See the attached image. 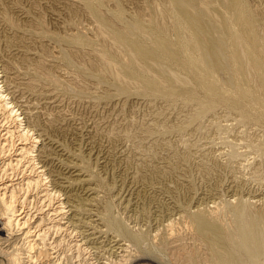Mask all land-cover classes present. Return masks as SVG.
Returning a JSON list of instances; mask_svg holds the SVG:
<instances>
[{
    "label": "rangeland",
    "instance_id": "rangeland-1",
    "mask_svg": "<svg viewBox=\"0 0 264 264\" xmlns=\"http://www.w3.org/2000/svg\"><path fill=\"white\" fill-rule=\"evenodd\" d=\"M47 1H49V2H47ZM68 1L66 2V0L65 1H63V0H46V2H45L44 0H2V1L0 0V7H1L0 8V14H1L0 15L1 16L0 17V22H1L0 23V30H1L0 31V41L2 40L0 42L1 43L0 48L3 47L0 50V56H1L0 59L2 58L1 59L2 61H0V74H1L0 80L2 79V74L4 72V69H2V68H4L3 64L5 62L7 63L6 58H8V59L10 58L11 60L14 59L13 61L16 62V64L14 63V65H16V66H14V67L12 66V69L11 68L10 69L14 70L17 68L19 70V73H21L20 71H22V73H21L22 77H23V74L25 75L22 78L21 75L18 74L17 69L11 72V76L15 72H17V74L19 75V76H17L16 73L14 74L15 75V77H14L15 82L14 83L19 85V88H18L19 91H16L17 96H19V93H22V94L24 93L23 97L19 96L20 99L22 100V102L24 101V103L25 102L28 103L31 101V104H32L33 98H34L33 103L37 104V106L39 107V109H37V110L39 111L40 120L41 121L43 120V122L44 121L47 122L48 121L47 119H49V120H52V123L53 122L55 123V124L54 123L52 124V127L55 126L52 129L51 128L49 129V127H47L46 125L42 126L41 128H44V129L51 131V132L48 131L50 133L49 134L46 130H44L45 133H47L49 136L52 134H56V135H52L50 137H52L54 139L56 138V140H59L60 143L62 142L61 140H63V142L65 141L64 142L65 144L62 143V145L65 148H68V150L70 147H72L70 150H75V151L83 153V156L81 154L82 160L80 162L83 163V161L85 159L87 162L84 161L83 164L89 163V164H86L85 166H86V168H89L90 171L95 172V173H93L94 174L93 175V179H94L93 182H94V184L97 182L96 186L98 185L97 187L100 188L99 195L101 194L103 196L100 195L102 198L99 196L96 199L92 200L95 203L90 200L92 203H94V204H92L89 201V197L83 193V187L78 186V188L75 191L78 194L77 197H79V199L77 198L76 201H77V203H79V205L81 204V201H82V204L83 203H85V204H83V205L81 204L82 206L80 205L79 212L82 214H80V213L79 214L81 216L78 213L76 215V216L80 217L81 219L75 218V219H73V222L70 223L71 212L68 211L66 207H65L66 209L61 210V213H59L60 210L54 211V209L52 207V205L54 204L53 201H55L56 204L61 202V201L65 202V200H66L65 194H63L62 190L60 191V189H59L60 192H58L57 195H55V196L54 195L49 196V194H47L45 192V190H40V188H38V189L33 188V189H30V191H29V188L25 185V189H26V187L28 189L25 190L23 188L24 190L21 189V192L20 191L18 192V196L20 195L19 198L21 197L20 198L21 203H19V206L22 208L21 210L24 211L23 214L27 213V215L29 217L28 219L30 220L29 221L30 223L28 224V226H25L23 228V230L24 231L27 230L31 225V229L37 228L39 231L45 230V231H47V233L49 232L47 234V236H48L47 240L50 244L47 243L48 249H45V250H44V248L42 249L43 243L42 244L40 243L39 246H42V247L36 246L32 250V248H30L28 246H29V243L33 242V241L29 242V240L27 239L26 236L24 239L22 236L23 234L21 235L22 236L21 239H20V237L17 239L16 235H14V236L11 235L12 238H10V241H12V242L7 241L6 244L3 243L4 239H0V242H2L0 244V248L4 247V249L2 248V251L0 250V264H10V263H8L9 262L8 258H7L8 256H6V254H4V253L8 252V253H18L19 254L24 249L25 250L22 253H24L25 255L29 254V256H27V255L26 256L30 257L27 259V257L24 254H22V253L20 254L21 258L23 259V262L25 264H28V263L32 264L33 262L39 263V264L43 263L46 261V260L45 261L43 260L44 256H46V258L49 262V263L45 262V264H50L51 262H52L51 264H63V263L64 264H70V263L71 264H99V263L100 264H104V263H106V264H112V263L113 264H121V263L122 264H127V263L128 264H137L136 262H138V264H139V262H141L140 264H167V263L168 264H220L217 260H215L214 258L212 259V257L210 256L211 254H210V251L206 245V242L201 238V236L197 233V231H195L196 229L193 226L192 219L188 213L190 210L193 211L199 207L204 209V207H205V209H206L205 212L208 211L206 213H210V212H212V210H214L215 213L213 211L212 214L213 213H214V215L216 214V216H218L220 221L223 220L222 222H224V223L230 222L234 218L233 213L230 210L228 211L227 208H225V206H226L225 204H228L230 201L231 202H235V201L237 202V199L239 200V199H246V198H247L246 200H248V201H253L254 203H256V202L258 203V204H256L257 207L255 205L252 206L254 209L259 208V210L264 211V209H262V208H264V121H263L264 120V117H263L264 114H263V112L258 110L256 112V114L258 113L257 116H256V114H254L255 112L254 113L251 112L254 117L258 118V120H257V118L246 117L243 114L244 112L239 111L238 109H234L233 107H231L227 103L223 102V103H219L218 105H216V107H214L213 110H210L204 114H201V112H199L200 104L196 99L189 100L183 96H177V97H173V98L167 97V96H156V95H152V94L143 92L141 89H140L141 91L140 90L137 91L138 89H134V87H132L127 91L129 93L128 95L130 96L131 99H129V97H128L126 100L125 97H126L127 92H126V94L124 93L125 95L123 93H122L123 95L119 94V97H118V95H117L118 93L115 94V92H114L115 90L111 89L112 87L108 88L110 90H109V92H107L106 88L108 86H105L104 83H101L102 86L104 85L102 87L98 82H97L98 84H96L95 80H93L91 78H90V83H88L89 78H87V80H86V79H84L86 77L83 78V75L81 73H78V71L75 69V68L78 69V66L76 67V64L75 65L73 64L74 66H72V64L66 66V64L63 61H61V59H59V57H58V55H59L58 52L60 49L59 43L62 41V43H60V44L65 43L64 44L65 46L68 44V47L71 46V47H69L71 49H74L73 47H76L74 50H72V52L76 51V49L78 47H79V49L81 48L80 50H83V51L82 52L79 51L80 54L78 52V53H76V55H74L75 62L77 60L78 61L76 63H78V62L79 63H87L88 62V65L93 64L92 66L94 69L100 70L99 67H101V65L99 66L100 60L96 54V50H97L98 46H99L98 48L102 47L103 41L98 42L99 39L96 36L97 30H96V26H95L97 23L95 21L91 20L92 18L90 17L89 12H87L88 10L83 9L84 6H81L82 3L79 0H73L74 2L71 0H68ZM119 1L118 0H105V2H107V3H105V5H103V7L105 9V7L107 8L110 6L111 9H114L117 7V4L120 3L121 6L123 5L122 7L125 11H127V12L129 11L128 13L126 12L127 14H130V12H132L131 14L135 15L136 13L138 14V12L140 11L139 13L146 15L149 11V7H147L148 4L149 5H151L153 3L158 4L160 1L161 2L159 5L165 4L164 3L165 0H163V1L162 0H134V1L133 0H131V1L130 0H119ZM145 1H147V2H145ZM153 1H156V2H153ZM250 1H251L252 5L256 6V8L258 7L257 9L260 10V12L262 13V16H263L262 20L264 23V19H263L264 18V0H250ZM76 2H78V3H76ZM70 3H71V5H69ZM114 3H116V4H114ZM61 4H63L64 6ZM60 5H61L62 9H61ZM41 6L43 8H41ZM110 7H109V9H110ZM144 7H146V8H144ZM23 8H24V10H23ZM28 8H29V10L27 11L26 9H28ZM1 9L3 11H1ZM142 9H143V11H142ZM25 10H26V12H25ZM76 11L79 13H77ZM3 12H6V13L8 12V14L12 15L13 18L15 19V23L17 21L18 27H17V25L15 26L16 28L14 26L12 27L11 24H9L7 22V20L4 19V17L6 18V16H4L6 14ZM23 12H25L24 15H23ZM27 12H29V13H27ZM144 12L146 14H144ZM59 13H61V14H59ZM25 14H28V16ZM62 14H63V16H62ZM77 14H78V16H77ZM22 17H25L26 20H24L25 18H22ZM41 18L43 19L41 22L45 24V25L42 24V27L39 26V23L41 24V22L38 21V19L40 20ZM28 22H30L31 25H33V26H31L30 23H28ZM34 24H37V25H34ZM26 27H27V29H26ZM34 27H35V29H34ZM88 27L90 29L91 28L92 29L90 30ZM29 28L31 31L29 30ZM64 28H66L67 30ZM41 29H42V31H41ZM82 29H84V30H82ZM26 30H27V33H24V32H26ZM43 30H44V32H43ZM45 30H47L48 32ZM62 30H63V32H62ZM78 30L80 31V33L83 31L82 33L86 34V36H88V37L91 36L90 38H94L93 39L94 40L93 46H91V44L89 45V47H87L88 44H84V45L83 44L82 45H76L75 44V46H74V43H72V45H70L71 43L69 41H67V40H69L68 39L69 36H71L70 34H72V31H73V33L76 31L78 33L79 32ZM21 32H22V34H21ZM28 32H29V34H28ZM33 32H34V34H33ZM45 32L50 34V37H49V35L47 36V33H46V35H43V34H45ZM57 32L59 35L57 34ZM36 34H37V36H36ZM65 34L67 35L68 38L65 37ZM20 35H21V37H20ZM28 35H29V37H28ZM55 35H57L58 39ZM60 37H61V39L66 38L67 40L63 39V40H60V42H58ZM18 38H20V39H18ZM10 39L13 42L10 41ZM95 39L98 40L97 41L98 43L96 42ZM63 41H66V42H63ZM7 42H8V44H7ZM20 42L22 44H24V46L25 45L26 46L25 47L23 45L20 46V44H21ZM31 45H33V46H31ZM95 45H97V46H95ZM12 46H14V47H12ZM28 46H31V48ZM18 47L21 48L23 52H25L24 49L28 48L29 53L23 54V52H18V50L16 49ZM44 47H45V49H44ZM94 47H95V49H94ZM14 48L16 49V51ZM86 48H88V49H86ZM9 49H11V50H9ZM31 49H34V50L32 51ZM29 50H31V51H29ZM45 50L47 52H45ZM56 51H57V54H56ZM89 51H90V53H89ZM15 52H16V54L19 53L21 55L17 54L15 56L14 55ZM92 52L94 53V56H92L93 55ZM8 53L10 55H8ZM30 53H31V55H30ZM85 53H87V54L85 55ZM28 54H29V56H27ZM37 54L40 56L38 57ZM44 55H47V56L45 57ZM21 56H24V57H21ZM26 56L28 57V59H27L28 61L25 59V58H27ZM31 56L33 57V59ZM52 56H54V57H52ZM56 56H57V59H56ZM13 57H15V58H13ZM34 57H35V59H34ZM77 57H82V58H81V60H79L80 58H77ZM83 57L85 60L83 59ZM40 58H42V59L46 58L45 59L46 61H44ZM53 58H54V60H53ZM89 58H91V60H94V61H91V63H89V61H90ZM94 58L95 59L98 58V59H96V61H95ZM29 59H31V60H29ZM39 59H40V63H39ZM47 59H49V60H47ZM51 59L55 62L51 61ZM87 59H89V60H87ZM97 60L99 61V63L97 62ZM3 61H4V63H1ZM18 61L21 63H19ZM36 61H37V63H36ZM81 61H83V62H81ZM46 62H47V64H46ZM95 62H97L98 64ZM17 63H19V64H17ZM25 63H27L26 65H28V66H26ZM43 64L45 67L43 66ZM21 65H22V67H21ZM94 66L95 67L97 66V68H95ZM61 70L62 71L66 70L67 72L63 73ZM25 71H26V73H25ZM45 71H46V73H45ZM52 71L54 72L53 74L56 73L58 75V73H59L58 77L60 76L61 78H62V75H60V74H63V78L65 75V78H64L65 83L68 81L67 82L68 85H67V83L65 85V83L63 82L64 80L62 78V79H59L62 81V82L61 81L59 82L61 86L59 84L54 83L53 84L54 88H53V86H51L52 84L49 83L50 81L46 80V77H45V76H47V78H48V75H49L48 72L52 73ZM39 73H40V75H44L43 73H45L44 77L42 78V76H40ZM67 73L70 74L69 76L71 77V79H69L70 77L66 76V75H68ZM33 74L35 75V77ZM36 74H38V75H36ZM76 74H77V77H76ZM71 75L74 77H72ZM16 76H17V78H16ZM31 76L34 78V80ZM75 77H76V79H75ZM28 78L29 79L32 78V79L29 80ZM50 78L51 77H49L48 79H50ZM67 78H68V80H67ZM27 80H28V83H26ZM31 80H32V82L30 84L29 81H31ZM69 80L71 81V83L69 82ZM73 80H74V82H73ZM80 80H81V82H80ZM108 80L110 83L111 79H108ZM33 81H35V82H33ZM43 81H44V84H43ZM76 81H78V82H76ZM85 82L87 83L88 86L86 85ZM35 83H36V85H35ZM42 84L45 85L46 87L43 86ZM41 85H42V87H41ZM70 85H71V87H70ZM39 86H40V88H39ZM49 86H50L51 91L54 89V91H52L53 95L55 93L57 94L60 92L62 96L59 93V95L61 96V98H60V96L58 94H57L58 96L55 94L53 96L55 101H53V100L50 101L49 100L50 98L45 97L47 99V102L49 103V105H47L48 103L45 101L46 99H44V100L42 99L44 97L41 96V94L39 95V91H40V89H42L44 87L49 88ZM55 86H56V88L58 87V91L55 88ZM89 86H91V87L89 88ZM59 87H60V89H59ZM87 87L89 88V90H87L88 89ZM95 87H97V88H95ZM99 87H101V88H99ZM104 87H106V88H104ZM102 88H104V89L102 90ZM2 89H5V87L3 86ZM96 89L98 90V93H97ZM35 90H37V91H35ZM131 90H133V91H131ZM104 91H106L110 95L113 94V93H111L113 91L115 96H114V94L112 96H114L115 99H113V97H112V99H113V100L111 99L112 102L110 99L108 100L107 99L108 97H106V96H109V95L106 94ZM102 92H104V93H102ZM135 92L136 93L138 92V93L136 94ZM26 93H28V94H26ZM35 93H38V94H36L37 96H35ZM32 94L36 98L38 97V99L33 97ZM99 95L100 96L102 95L101 98H104V99H101L102 101L100 99H98ZM140 95L142 97H140ZM31 96H32V99H31ZM39 96L41 98H39ZM100 96H99V98H100ZM120 96H122V97H120ZM53 98H51V99H53ZM57 98L60 99L59 100L60 102L58 101ZM119 98H122L123 100L122 99L120 100ZM40 99L43 102H41ZM106 99H107L106 102L107 103L109 102L110 104L108 103V105H107V103H105ZM132 99H134V100H132ZM140 99H142V100H140ZM124 100H126L127 102ZM44 101L46 102V104H44ZM123 101H124V103H123ZM35 102H37V103H35ZM39 103L44 108L42 106H40ZM51 103H53V104H51ZM57 103L60 107L56 105ZM100 103H101V105H99ZM113 103H115V104H113ZM124 104L126 107L124 106ZM47 106L48 107L51 106L50 109ZM54 106H56L58 111L56 110V108L54 110ZM62 106L64 108H62ZM16 108H18V107H16ZM118 108H119V110H118ZM46 110L48 111V113H46L47 112ZM49 110H50V112H49ZM51 110H52V112H51ZM1 111L2 110H0V128L1 127L2 128H5V127L11 128L13 126V124H15V123H13L12 120H10L9 117H6V114H4V112H1ZM100 112H102V113H100ZM168 112H170L171 115ZM43 113L45 115L46 114L47 115L45 116ZM51 113H53V114H51ZM48 115L50 117H48ZM120 116L123 118L120 119ZM258 116H260L261 118L259 119ZM5 117H6V119H4ZM58 118L60 120H58ZM24 119L25 118H22V120H20V122L22 121L21 124H23V126L24 125L26 126L27 125L25 122L26 120L24 121ZM261 119H263V120H261ZM64 120L66 122H63ZM60 121H62V122H60ZM101 122H102V124H101ZM56 125H58V127L62 128V129H59ZM59 125H61V127ZM108 126H109V128H108ZM121 127H123V128H121ZM55 128H58V129L56 130ZM90 128L93 129L92 130L93 132L90 131L91 130ZM182 128H183V130H182ZM72 129H73V131H72ZM106 130H107V132H106ZM149 130H151V131H149ZM33 131L36 132L35 126H34ZM85 131H88V132H85ZM171 131H174V132H171ZM53 132H58L59 135L57 133H53ZM89 132H91L92 134H90ZM17 136L18 135L16 132L15 137H17ZM58 136H60L61 140ZM86 136L88 138H91V139H88ZM95 136H96V138H95ZM127 138H129V139H127ZM140 138H141V140H139ZM145 138H147V139H145ZM93 141H94V143H93ZM80 143H81V145H80ZM140 144L141 145L143 144V145L141 146ZM93 145L95 147H93ZM75 146L77 147V149ZM89 146H90V149H89ZM91 146L93 147V149L94 148L95 149L93 150ZM147 146H149V147H147ZM80 147H81V149L83 147V149L82 150L79 149ZM98 147H100V148H98ZM124 148H125V150H124ZM96 150H98V151L96 152ZM129 151H131V152H129ZM56 152H57V150H55V154H57ZM85 152L87 153V155H89L91 153L90 156L91 155L92 156L91 157L87 156L85 154ZM107 152H109V153L107 154ZM149 153H151V154H149ZM84 154L87 157L83 158L85 156ZM95 155L96 156L99 155V156L94 158ZM107 155H109V156L107 157ZM0 156H1L0 157V185H1V183L3 184V182L11 181V179L14 177L15 178L18 177V179L19 178L22 179V177L25 176V174H22V173H24V171L27 172V174H29V173L32 174L33 171L30 170L32 162H28V161H30L28 158H27L28 159L27 162L23 161L24 162L23 165H22V162L20 163V165L18 164V167L19 166H21V167L17 168L16 167L17 165H14L16 167V169H15V167L13 168V167H9L7 165L8 170H6V163L3 162L4 160L2 158L4 156H2V155H0ZM101 156L106 158V159L108 158L107 159L108 162L106 161V159L101 158ZM141 156H143V157H141ZM63 157L64 156H62L61 158H63ZM126 157H127V159H126ZM152 157H153V159H152ZM147 160H149V161H147ZM66 161H68V160H66ZM66 161L64 160V162H66ZM1 162H3V164ZM142 163H143V165H142ZM165 163H168V164H165ZM1 164H2V166H1ZM104 164H105V166H104ZM25 165H27L29 167H27ZM168 166H169V168H168ZM171 166H172V168H171ZM20 169H22V171ZM26 169H27V171H26ZM89 169H86V170L88 171V173H91L89 171ZM11 170H13V171H11ZM18 170H19V172H18ZM19 175H20V177H19ZM96 175H97V177H96ZM174 175H176V176H174ZM144 176H146V177H144ZM165 176H167V178ZM133 178H134V181H133ZM18 179H16V180H18ZM160 179H162V180H160ZM145 180H146V182H145ZM46 183H48V184H45V186H47L48 188L51 189L53 187V185L50 181L46 180ZM131 183H132V185H130ZM100 184L102 186H99ZM154 184H156V185H154ZM135 185H137L138 187H136ZM230 185H232V186H230ZM45 186L43 185V187H45ZM130 186H131V188H130ZM132 186H134V188H132ZM158 186H159V188H158ZM79 187L82 189L80 190ZM139 187H140L141 191H140ZM78 189L80 190L81 193L78 192L79 191ZM131 189H133V190H131ZM233 190H235V191H233ZM133 191L136 193H134ZM25 193L27 195H25ZM129 193H131V194L129 195ZM233 193H236V194H233ZM79 194L80 195L82 194L81 198H80ZM233 195H235V196H233ZM46 196H47V198H46ZM82 197H83V199H82ZM86 197L88 199L85 200L84 198H86ZM258 197H259V199H258ZM260 197H262V198H260ZM50 198L51 199L53 198V199L50 201ZM99 198H101L102 201ZM123 198H124V200H123ZM97 199L100 200V203ZM175 199H176V201H175ZM83 200H85V201H83ZM255 200H258V201H255ZM259 201H260V203H259ZM24 202H25V204H24ZM47 202L48 203L52 202V203H50V205H49ZM97 203H98V205H96ZM101 203H102V205H101ZM107 203L112 204L111 205L112 206L111 211L113 212V214L114 215L116 214L115 216L118 218L120 216V219L124 220V222H126V224H128V227H134V228H136V231L145 232L144 233L145 234V241L143 240L144 243H141L140 245L135 244L134 242H131V243H134L135 245L141 246V248H143L145 246L144 247L145 249L147 247L146 250L144 248L141 250V248H139L138 246H137V248H138V250H137L136 246H135V248L132 246L134 244H131L129 240L127 241L125 239L127 244L129 242L130 245L128 244L129 246L127 245V247H126L127 249L122 251L123 252V254H122L123 258H122L121 257L122 252H117L113 248L111 249L110 244L107 240L98 241V242H97V240H95V241L94 240H91V241L84 240L83 234L86 235V233L88 234V233L92 232V230H93V232L95 231L94 235L96 234V232H97V234H99V228L100 227L98 228V222H99L98 220H95V221L91 220V219H94L96 217L95 216L94 217L88 216V213H85L87 210L83 209V208L85 207V205L87 208H90V206L92 208L97 207V208H93L94 210L93 209L92 210L99 215L101 214V216H102V213L104 214V212L106 211L105 210L106 208L104 206H106ZM64 204H66V203H64ZM172 204H175V206L178 205L183 211L180 210V208L178 206H176L178 208L177 209ZM180 204H181V206H180ZM125 205H126V208H125ZM190 205H191V207H189ZM197 205H200V206H197ZM207 206L209 207V209H207L208 208ZM210 207H212V208H210ZM82 209H83V211H82ZM98 209L101 211H99ZM84 210H86V211H84ZM95 210H97V211H95ZM186 210L188 211V213L186 212ZM52 211H54V213ZM63 211H64V213H63ZM179 212H180V214H179ZM217 212H219L218 213L219 215L217 214ZM220 213L224 217H222V215H220ZM84 214H85V216L86 215L87 216L85 217ZM82 215L84 217H82ZM117 215H119V216H117ZM55 219L58 222L60 221V225H58L56 227L54 226L52 228L51 227L49 228L48 226L52 225L53 221ZM35 222L37 224L39 223L40 225L37 226ZM68 223H70V224H68ZM92 223L93 224L95 223V225H93ZM89 225H92V227H94V228H92ZM105 225L106 224L103 223L101 226H102V228L107 229V227ZM0 226H3V224L1 223ZM61 226H63L64 228ZM77 226H79V227H77ZM15 227H16V225H15ZM17 228L18 227L15 228V231H16L15 234L21 232V230L18 231L19 229H17ZM46 228H48V229H46ZM134 228H133V230H135ZM139 228H141L142 230L144 229V231H142L141 229L139 230ZM81 230L83 231V233L81 232ZM84 230H86L87 232ZM158 231H160V232H158ZM5 232H6V229L3 231H0V237H3ZM170 232H172V233H170ZM146 234H147V236H146ZM17 236H20V234H17ZM162 236H164L165 238ZM15 237H16V240H15ZM33 237H37V242L40 241V240H38L39 239L38 236L34 235ZM170 237H171V239H170ZM13 238L15 241L13 240ZM175 238H177V239H175ZM92 241H94V242H92ZM27 242H29V243H27ZM79 243H80V245H79ZM51 244H53V245H51ZM49 245H50V248H49ZM95 245H96V247H95ZM14 246L16 248V252L13 251ZM98 246H99V248H98ZM148 246H150L151 249L148 248ZM5 248L8 250H5ZM10 248H12V249H10ZM54 248H55V250H54ZM30 249L32 252L30 251ZM148 249L151 251H149ZM19 250H21V251H19ZM28 250H29V252H28ZM50 250L52 252L54 251L53 254L55 255V257H52L51 259H50V257L47 256L49 254ZM135 250L137 252H135ZM140 251H142L144 254ZM152 251H153V253H151ZM161 251H162V253H160ZM2 252H3V254H2ZM40 252H41V255H38ZM130 252H133V253H130ZM139 252L141 253L140 255H139ZM149 252H150V254H149ZM115 253H116V255H114ZM117 253H119V254H117ZM125 253H128V255L127 254L125 255ZM35 254H37L36 257H34ZM23 256L25 259L23 258ZM124 256H125L126 260L129 258L130 259L126 261V260H124ZM131 257H132V259H131ZM133 257L135 258L134 260H133ZM120 258L123 259V261H121ZM30 259H32L33 262ZM138 259L139 260L141 259V260L139 261ZM25 261H27V263ZM53 261H54V263H53Z\"/></svg>",
    "mask_w": 264,
    "mask_h": 264
},
{
    "label": "bare ground",
    "instance_id": "bare-ground-1",
    "mask_svg": "<svg viewBox=\"0 0 264 264\" xmlns=\"http://www.w3.org/2000/svg\"><path fill=\"white\" fill-rule=\"evenodd\" d=\"M2 1V0H1ZM46 2V0H44ZM65 1V0H63ZM68 0H66L67 2ZM73 1V0H71ZM82 5L84 6L83 9H87L89 12L90 17L92 18L91 20L95 21L97 24L96 26V36L99 39L96 40V42L103 41L102 47L98 48L96 50V54L99 57L100 64L101 65L100 70H96L93 68V64L87 63H76L74 59V55L78 53L80 50L79 47L76 49V51H73L76 47H73L74 49H71L68 47V44L65 46L60 42L59 39L58 42L60 49H59V59L63 61L66 66L71 65L74 66L76 64V67L78 66V69L75 68L78 73H81L83 75V78L87 80L89 78L88 83H90V78L95 80L96 84L104 83L105 86H108L106 88L107 92H109L110 89H114L115 94H126V92L134 87V89H140L143 92L156 95V96H167V97H177V96H183L186 97L189 100H194L196 99L199 104H200V109L199 112L201 114H204L210 110H213L216 105L219 103H227L234 109H238L239 111L244 112L243 114L246 117L250 118H257L254 117L251 112H256L260 110L264 114V23L262 20V13L260 10L256 8V6H253L250 0H165V4H160V2L157 4L153 3L151 5H147L149 7V11L146 14L144 12L143 15L138 12L131 14H127L128 12L123 9V5L121 6L120 3L117 4V7L114 9H109V7H103L105 5V0H79ZM119 1V0H118ZM131 1V0H130ZM134 1V0H133ZM163 1V0H162ZM44 2V3H45ZM49 2V1H47ZM61 2V1H60ZM69 2V1H68ZM74 2V1H73ZM116 2V1H115ZM120 2V1H119ZM136 2V1H135ZM147 2V1H145ZM152 2V1H151ZM156 2V1H153ZM58 3V2H57ZM78 3V2H76ZM163 3V2H162ZM4 4V3H3ZM43 4V3H42ZM68 4V3H67ZM116 4V3H114ZM113 4V5H114ZM122 4V3H121ZM18 5V4H17ZM63 5V4H61ZM60 5V7H61ZM71 5V3L69 4ZM73 5V4H72ZM77 5V4H76ZM108 5V4H107ZM139 5V4H138ZM144 5V4H143ZM142 5V6H143ZM5 6V5H4ZM36 6V5H35ZM64 6V5H63ZM68 6V5H67ZM18 7V6H17ZM21 7V6H20ZM24 7V6H23ZM54 7V6H53ZM69 7V6H68ZM67 7V8H68ZM1 8V7H0ZM4 8V7H3ZM41 8H43L41 6ZM65 8V7H64ZM63 8V9H64ZM73 8V7H72ZM82 8V7H81ZM146 8V7H144ZM21 9V8H20ZM19 9V10H20ZM55 9V8H54ZM62 9V7H61ZM66 9V8H65ZM70 9V8H69ZM24 10V8H23ZM27 11L29 10L26 9ZM25 10V12H26ZM38 10V9H37ZM49 10V9H48ZM75 10V9H74ZM129 10V9H128ZM134 10V9H133ZM146 10V9H145ZM263 10V9H262ZM261 10V11H262ZM1 11H3L1 9ZM34 11V10H33ZM32 11V12H33ZM58 11V10H57ZM143 11V9H142ZM23 12V15L24 13ZM71 12V11H70ZM77 12V11H76ZM127 12V13H126ZM6 15V18L4 19L7 20L11 26L15 27L18 23L15 19L13 18L12 15L8 14V12H3ZM29 13V12H27ZM52 13V12H51ZM55 13V12H54ZM79 13V12H77ZM82 13V12H81ZM13 14V13H12ZM50 14V13H49ZM61 14V13H59ZM88 14V13H87ZM1 15V14H0ZM15 15V14H14ZM28 16V14H25ZM31 15V14H30ZM34 15V14H33ZM52 15V14H51ZM58 15V14H57ZM56 15V16H57ZM39 16V15H38ZM37 16V17H38ZM59 16V15H58ZM63 16V14H62ZM75 16V15H74ZM78 16V14H77ZM1 17V16H0ZM68 17V16H67ZM70 17V16H69ZM73 17V16H72ZM20 18V17H19ZM25 18V17H22ZM40 18V17H39ZM58 18V17H57ZM62 18V17H61ZM60 18V19H61ZM30 19V18H29ZM69 19V18H68ZM264 19V18H263ZM26 20V18L24 19ZM31 20V19H30ZM43 19L41 18L38 21H42ZM72 20V19H71ZM19 21V20H18ZM56 21V20H55ZM58 21V20H57ZM73 21V20H72ZM33 22V21H32ZM88 22V21H87ZM1 23V22H0ZM23 23V22H22ZM26 23V22H25ZM30 23V22H28ZM36 23V22H35ZM39 23V22H38ZM37 23V24H38ZM57 23V22H56ZM66 23V22H65ZM64 23V24H65ZM69 23V22H68ZM94 23V22H93ZM34 24V25H37ZM42 23H39V26L42 27ZM74 24V23H73ZM76 24V23H75ZM92 24V23H91ZM4 25V24H3ZM20 25V24H19ZM31 25V23H30ZM45 25V24H44ZM43 25V26H44ZM27 26V25H26ZM33 26V25H31ZM59 26V25H58ZM74 26V25H73ZM80 26V25H79ZM84 26V25H83ZM91 26V25H90ZM18 27V25H17ZM30 27V26H29ZM67 27V26H66ZM6 28V27H5ZM16 28V27H15ZM23 28V27H22ZM39 28V27H38ZM89 28V27H88ZM19 29V28H18ZM27 29V27H26ZM35 29V27H34ZM33 29V30H34ZM43 29V28H42ZM41 29V31H42ZM66 29V28H64ZM90 29V28H89ZM88 29V30H89ZM92 29V28H91ZM90 29V30H91ZM9 30V29H8ZM30 30V28H29ZM28 30V31H29ZM50 30V29H49ZM67 30V29H66ZM69 30V29H68ZM84 30V29H82ZM1 31V30H0ZM20 31V30H19ZM31 31V30H30ZM35 31V30H34ZM47 31V30H45ZM53 31V30H52ZM57 31V30H56ZM74 31V30H73ZM70 34L69 38L65 34V37H67L72 45L74 43L76 45H84L88 44L87 47L91 44L93 46L94 43V38H90L86 36L84 33H80V31L77 33L74 32ZM93 31V30H92ZM44 32V30H43ZM42 32V33H43ZM48 32V31H47ZM43 35H46V33ZM63 32V30H62ZM71 32V31H70ZM89 32V31H88ZM27 33V30L26 32ZM40 33V32H39ZM52 33V32H51ZM87 33V32H86ZM95 33V32H94ZM2 34V33H1ZM22 34V32H21ZM29 34V32H28ZM34 34V32H33ZM56 34V33H55ZM58 34V32H57ZM88 34V33H87ZM25 35V34H24ZM23 35V36H24ZM39 35V34H38ZM41 35V34H40ZM50 34L47 33V36ZM59 35V34H58ZM93 35V34H92ZM14 36V35H13ZM12 36V37H13ZM22 36V37H23ZM31 36V35H30ZM37 36V34H36ZM35 36V37H36ZM42 36V35H41ZM57 37V35H55ZM21 37V35H20ZM29 37V35H28ZM34 37V38H35ZM55 37V38H56ZM64 37V36H63ZM71 37V38H70ZM6 38V37H5ZM25 38V37H24ZM23 38V39H24ZM32 38V37H31ZM52 38V37H51ZM54 38V37H53ZM20 39V38H18ZM58 39V37H57ZM56 39V40H57ZM64 39V40H65ZM4 40V39H3ZM7 40V39H6ZM17 40V39H16ZM41 40V39H40ZM54 40V39H53ZM2 41V40H1ZM0 41V42H1ZM10 41H12L10 39ZM21 41V40H20ZM28 41V40H27ZM13 42V41H12ZM25 42V41H24ZM36 42V41H35ZM42 42V41H41ZM56 42V41H55ZM66 42V41H63ZM97 42V43H98ZM21 43V42H20ZM37 43V42H36ZM43 43V42H42ZM1 44V43H0ZM8 44V42H7ZM96 44V43H95ZM101 44V43H100ZM24 46V44H20V46ZM38 45V44H37ZM42 45V44H41ZM64 45V46H63ZM2 46V45H1ZM11 46V45H10ZM15 46V45H14ZM12 46V47H14ZM19 46V45H18ZM26 46V45H25ZM24 46V47H25ZM33 46V45H31ZM31 46H28L31 48ZM47 46V45H46ZM86 46V45H85ZM84 46V47H85ZM97 46V45H95ZM16 47V46H15ZM23 47V48H24ZM55 47V46H54ZM53 47V48H54ZM58 47V46H57ZM83 47V46H82ZM3 48V47H1ZM0 48V50H1ZM29 48V49H30ZM39 48V47H38ZM56 48V47H55ZM93 48V47H92ZM6 49V48H5ZM4 49V50H5ZM15 49V48H14ZM13 49V50H14ZM18 52H23L21 48H16ZM15 49V51H16ZM45 49V47H44ZM58 49V48H57ZM88 49V48H86ZM95 49V47H94ZM3 50V51H4ZM11 50V49H9ZM12 50V51H13ZM24 53H29L28 48L24 49ZM32 51L34 49H31ZM29 50V51H31ZM39 50V49H38ZM91 50V49H90ZM93 50V49H92ZM6 51V50H5ZM40 51V50H39ZM7 52V51H6ZM11 52V51H10ZM38 52V51H37ZM36 52V53H37ZM43 52V51H42ZM45 52H47L45 50ZM54 52V51H53ZM87 52V51H86ZM14 53V52H13ZM90 53V51H89ZM19 54V53H17ZM15 52V56L17 55ZM35 54V53H34ZM42 54V53H41ZM49 54V53H48ZM57 54V51H56ZM80 54V52H79ZM87 53H85L86 55ZM93 54V55H92ZM92 56H94V53L92 52ZM2 55V54H1ZM8 55H10L8 53ZM21 55V54H19ZM31 55V53H30ZM36 55V54H35ZM34 55V56H35ZM38 55V54H37ZM78 55V54H77ZM29 56V54L27 55ZM26 56V57H27ZM33 56V55H32ZM31 56V57H32ZM40 55H38L39 57ZM45 57L47 55H44ZM80 56V55H79ZM82 56V55H81ZM1 57V56H0ZM3 57V56H2ZM7 57V56H6ZM5 57V58H6ZM20 57V56H19ZM24 57V56H21ZM37 57V58H38ZM54 57V56H52ZM76 57V56H75ZM90 57V56H89ZM15 58V57H13ZM30 58V57H29ZM51 58V57H50ZM80 58L81 60L82 57H77ZM86 58V57H85ZM2 59V58H1ZM0 59V61H2ZM4 59V58H3ZM26 60L28 59L25 58ZM33 59V57H32ZM35 59V57H34ZM42 59V58H40ZM39 59V63H40ZM46 59V58H45ZM45 59H42L46 61ZM57 59V56H56ZM84 59V57H83ZM91 63V58H89ZM87 59V60H89ZM95 59V58H94ZM98 59V58H96ZM95 59V61H96ZM7 63L4 61L1 63H4V72L2 74V79L0 80V110L1 112H4L6 114V117H9L10 120H12L13 126L10 127H5V128H0V155L4 156L3 162L6 163V170H8L9 167H15L14 165L26 161L29 159L32 162L31 164V173L27 174L25 172L22 174H25L22 179L17 178H12L11 181L8 182H3L0 185V224L2 223L3 226H0V231H3L6 229V232L3 237H0V239H4L3 243L6 244L7 241H10L11 235L14 236L16 235L17 239L23 236L25 239V236L27 239L33 242H27L29 243L30 248H33L39 246V244L43 243V247L45 249H48L47 245L50 244L47 240L48 236L47 231L41 230L39 231L37 228L36 229H31V225L27 230H23L25 226H28L30 223L29 217L27 213H24L22 211L21 207L19 206V203H21V197L19 198L18 192H21V189H25V185L30 189L33 188H40V190H45L49 196L51 195H57L58 192L61 190L63 191V194H65V202H59L55 203L52 205L54 211H59L61 213V210L66 209L71 212V219L70 223L73 222V219L75 218H80L77 215L79 214L80 210V205L77 203V198L79 199L78 194L76 193V189L78 186L83 187V193L86 194L89 197V201L96 199L99 197L100 193V188L96 186V183L94 184L93 182V171H90L89 168H86V164H83L84 161L87 162L85 159L82 162V152H78L75 150H70L72 147L65 148L63 144V140L61 143L59 140H56V138H52L50 136L56 135H48L47 133L44 132L46 130L47 132L49 130L41 128L42 126L46 125L49 127V129L55 127H52V120L47 119L48 123L46 121L43 122L39 118V107L37 104H34V98L33 102L31 104L30 102H22L19 96L24 95V93H19V96H17L16 91H19V85L14 83V77L15 73L21 75L19 73V70L17 69V72L13 73L11 76V72L16 70H11L12 66L14 63L13 60L10 58H6ZM18 60V59H17ZM23 60V59H22ZM21 60V61H22ZM31 60V59H29ZM49 60V59H47ZM54 60V58H53ZM51 59V61H53ZM85 60V59H84ZM25 61V60H24ZM23 61V62H24ZM28 61V60H27ZM19 62V61H18ZM42 62V61H41ZM50 62V61H49ZM55 62V61H53ZM57 62V61H56ZM83 62V61H81ZM99 63V61L97 60ZM95 62V63H97ZM21 63V62H19ZM17 63V64H19ZM37 63V61H36ZM58 63V62H57ZM93 63V62H92ZM97 63V64H98ZM27 63H25L26 65ZM33 64V63H32ZM42 64V63H41ZM47 64V62H46ZM55 64V63H54ZM74 64V65H73ZM40 65V64H39ZM38 65V66H39ZM53 65V64H52ZM64 65V64H63ZM28 66V65H26ZM34 66V65H33ZM36 66V65H35ZM41 66V65H40ZM44 66V64H43ZM58 66V65H57ZM22 67V65H21ZM25 67V66H24ZM45 67V66H44ZM56 67V66H55ZM60 67V66H59ZM95 67V66H94ZM11 68V69H10ZM31 68V67H30ZM97 68V66L95 67ZM20 69V68H19ZM42 69V68H41ZM51 69V68H50ZM73 69V68H72ZM21 70V69H20ZM24 70V69H23ZM30 70V69H29ZM35 70V69H34ZM40 70V69H39ZM43 70V69H42ZM47 70V69H46ZM33 71V70H32ZM62 71V70H61ZM74 71V70H73ZM24 72V71H23ZM40 72V71H39ZM57 72V71H56ZM67 72L65 71H62ZM61 72V73H62ZM26 73V71H25ZM35 73V72H34ZM37 73V72H36ZM46 73V71H45ZM45 73H43L45 75ZM48 78L51 77L50 79L46 77V80H49L48 82L51 83L50 85L53 86L54 83L60 85L59 79L62 78L58 77V75L52 71V73L48 72ZM47 73V74H48ZM77 73V74H78ZM17 74V76H19ZM31 74V73H30ZM29 74V75H30ZM46 74V75H47ZM66 74V73H65ZM67 77H70L69 73H67ZM72 74V73H71ZM74 74V73H73ZM76 74V77H77ZM1 75V74H0ZM27 75V74H26ZM34 75V74H33ZM38 75V74H36ZM40 75V73H39ZM42 76V78L44 77ZM16 76V78H17ZM25 75L23 74V77ZM72 76V75H71ZM1 77V76H0ZM22 77V75H21ZM22 77V78H23ZM27 77V76H26ZM32 77V76H31ZM35 77V75H34ZM74 77V76H72ZM75 77V79H76ZM79 77V76H78ZM82 77V76H81ZM33 78V77H32ZM30 78V79H32ZM37 78V77H36ZM65 78V75H64ZM63 78V82L65 83V79ZM25 79V78H24ZM29 79V78H28ZM29 79V80H30ZM38 79V78H37ZM71 79V77L69 78ZM81 79V78H80ZM111 79L110 83L109 80ZM34 80V78H33ZM41 80V79H40ZM43 80V79H42ZM45 80V81H46ZM68 80V78H67ZM78 80V79H77ZM85 80V81H86ZM83 81V80H82ZM23 82V81H22ZM25 82V81H24ZM30 84L32 82L29 81ZM35 82V81H33ZM39 82V81H38ZM41 82V81H40ZM62 82V81H61ZM68 82V81H67ZM66 82V83H67ZM71 83V81L69 80ZM74 82V80H73ZM78 82V81H76ZM75 82V83H76ZM81 82V80H80ZM93 82V81H92ZM98 82V83H97ZM28 83V80L27 82ZM65 83V85H66ZM69 83V84H70ZM86 83V82H85ZM94 83V82H93ZM109 83V84H108ZM23 84V83H22ZM44 84V81H43ZM42 84V85H43ZM48 84V83H47ZM63 84V83H62ZM26 85V84H25ZM24 85V86H25ZM33 85V84H32ZM36 85V83H35ZM41 85V87H42ZM49 85V84H48ZM68 85V83H67ZM74 85V84H73ZM85 85V84H84ZM83 85V86H84ZM87 85V83H86ZM5 87V89H2V87ZM29 86V85H28ZM45 86V85H43ZM61 86V85H60ZM88 86V85H87ZM99 86V85H98ZM97 86V87H98ZM102 86V85H101ZM104 86V85H103ZM102 86V87H103ZM27 87V86H26ZM38 87V86H37ZM46 87V86H45ZM42 88L39 91V95L43 96V100L46 98H50V101H55L53 96L54 89L51 91L50 86L49 88ZM48 87V86H47ZM68 87V86H67ZM71 87V85H70ZM69 87V88H70ZM91 86H89L90 88ZM95 87V88H97ZM40 88V86H39ZM54 88V86H53ZM56 88V86H55ZM78 88V87H77ZM88 88V87H87ZM89 88L87 90H89ZM101 88V87H99ZM102 88V90L104 89ZM52 89V88H51ZM58 91V87L56 88ZM60 89V87H59ZM68 89V88H67ZM71 89V88H70ZM81 89V88H80ZM83 89V88H82ZM92 89V88H91ZM24 90V89H23ZM27 90V89H26ZM33 90V89H32ZM39 90V89H38ZM74 90V89H73ZM97 90V89H96ZM140 90V91H141ZM25 91V90H24ZM37 91V90H35ZM34 91V92H35ZM56 91V92H57ZM63 91V90H62ZM70 91V90H69ZM79 91V90H78ZM77 91V92H78ZM83 91V90H82ZM85 91V90H84ZM91 91V90H90ZM94 91V90H93ZM106 91H104L106 94H108ZM133 91V90H131ZM72 92V91H71ZM102 92V93H104ZM111 92V91H110ZM112 91L111 93L114 94ZM31 93V92H30ZM60 93V92H59ZM59 93H57L59 95ZM63 93V92H62ZM65 93V92H64ZM86 93V92H85ZM98 93V90H97ZM101 93V92H100ZM99 93V94H100ZM131 93V92H130ZM136 93V92H135ZM134 93V94H135ZM138 93V92H137ZM136 93V94H137ZM21 94V95H20ZM28 94V93H26ZM34 94V93H33ZM32 94V96H33ZM35 93V96H37ZM56 94V95H57ZM67 94V93H66ZM72 94V93H71ZM90 94V93H89ZM113 94H108L109 96L107 99L111 100L112 97L113 99L114 96ZM122 94V95H123ZM124 94V95H125ZM129 93L127 92L126 94V100L130 96L128 95ZM145 94V93H144ZM31 95V94H30ZM57 95V96H58ZM61 95V93H60ZM59 95V96H60ZM73 95V94H72ZM95 95V94H94ZM31 96V99H32ZM33 96V97H35ZM62 96V95H61ZM60 96V98H61ZM68 96V95H67ZM81 96V95H80ZM83 96V95H82ZM100 96V95H99ZM98 99H104V98H99ZM149 96V95H148ZM46 97V98H45ZM78 97V96H77ZM117 97V96H116ZM122 97V96H120ZM140 97H142L140 95ZM144 97V96H143ZM27 98V97H26ZM25 98V99H26ZM36 98V97H35ZM39 98H41L39 96ZM53 98V99H51ZM97 98V97H96ZM149 98V97H148ZM155 98V97H154ZM157 98V97H156ZM185 98V99H186ZM28 99V98H27ZM26 99V100H27ZM38 99V97L36 98ZM58 99V98H57ZM107 99L105 100V103H107ZM112 99V100H113ZM118 99V98H117ZM116 99V100H117ZM120 100L122 98H119ZM128 99V100H129ZM186 99V100H187ZM24 100V99H23ZM25 100V101H26ZM41 100V99H40ZM39 100V101H40ZM60 99H58L59 101ZM63 100V99H62ZM81 100V99H80ZM86 100V99H85ZM111 100V102H112ZM123 100V99H122ZM124 100V101H126ZM134 100V99H132ZM131 100V101H132ZM136 100V99H135ZM142 100V99H140ZM160 100V99H159ZM158 100V101H159ZM29 101V100H28ZM47 102V99L45 100ZM44 101V104L46 102ZM64 101V100H63ZM98 101V100H97ZM102 101V100H101ZM104 101V100H103ZM123 101V103H124ZM147 101V100H146ZM153 101V100H152ZM155 101V100H154ZM169 101V100H168ZM173 101V100H172ZM38 102V101H37ZM35 102V103H37ZM41 102H43L41 100ZM60 102V101H59ZM58 102V103H59ZM90 102V101H89ZM94 102V101H93ZM100 102V101H99ZM114 102V101H113ZM121 102V101H120ZM127 102V101H126ZM137 102V101H136ZM30 103V104H29ZM48 103V102H47ZM58 103L56 104L57 106ZM62 103V102H61ZM109 103V102H108ZM107 103V105H108ZM163 103V102H162ZM172 103V102H171ZM40 104V103H39ZM43 104V105H44ZM53 104V103H51ZM50 104V105H51ZM110 104V103H109ZM115 104V103H113ZM158 104V103H157ZM49 105V103L47 104ZM61 105V104H60ZM89 105V104H88ZM92 105V104H91ZM101 105V103L99 104ZM112 105V104H111ZM118 105V104H117ZM154 105V104H153ZM161 105V104H160ZM159 105V106H160ZM163 105V104H162ZM40 106H42L40 104ZM120 106V105H119ZM118 106V107H119ZM122 106V105H121ZM125 106V104H124ZM18 107V108H16ZM43 107V106H42ZM41 107V108H42ZM48 107V106H47ZM51 107V106H50ZM50 107H48L50 109ZM60 107V106H59ZM89 107V106H88ZM110 107V106H109ZM116 107V106H115ZM126 107V106H125ZM44 108V107H43ZM46 108V107H45ZM47 108V109H48ZM53 108V107H52ZM56 106H54L55 110ZM62 108H64L62 106ZM101 108V107H100ZM104 108V107H103ZM112 108V107H111ZM117 108V107H116ZM59 109V108H58ZM92 109V108H91ZM20 110V111H19ZM57 110V108H56ZM103 110V109H102ZM110 110V109H109ZM119 110V108H118ZM19 111V112H18ZM42 111V110H41ZM40 111V112H41ZM47 111V110H46ZM45 111V112H46ZM58 111V110H57ZM50 112V110H49ZM52 112V110H51ZM54 112V111H53ZM112 112V111H111ZM110 112V113H111ZM120 112V111H119ZM48 113V111L46 112ZM70 113V112H69ZM91 113V112H90ZM102 113V112H100ZM107 113V112H106ZM170 114V112H168ZM41 114V113H40ZM44 114V113H43ZM53 114V113H51ZM50 114V115H51ZM55 114V113H54ZM120 114V113H119ZM160 114V113H159ZM166 114V113H165ZM261 114V113H260ZM21 115V116H20ZM45 115V114H44ZM47 115V114H46ZM45 115V116H46ZM61 115V114H60ZM64 115V114H63ZM66 115V114H65ZM69 115V114H68ZM115 115V114H114ZM122 115V114H121ZM171 115V114H170ZM258 113L256 114V116ZM262 115V114H261ZM101 116V115H100ZM108 116V115H107ZM124 116V115H123ZM167 116V115H166ZM242 116V115H241ZM2 117V116H1ZM6 117L4 119H6ZM41 117V116H40ZM43 117V116H42ZM48 117H50L48 115ZM60 117V116H59ZM63 117V116H62ZM109 117V116H108ZM259 119L261 118L258 116ZM264 117V116H263ZM22 118H25L24 121L26 122V126L21 124L20 120ZM44 118V117H43ZM47 118V117H46ZM66 118V117H65ZM75 118V117H74ZM104 118V117H103ZM111 118V117H110ZM117 118V117H116ZM123 117L120 116V119ZM157 118V117H156ZM160 118V117H159ZM243 118V117H242ZM249 118V119H250ZM3 119V118H2ZM52 119V118H51ZM56 119V118H55ZM64 119V118H63ZM62 119V120H63ZM81 119V118H80ZM45 120V119H44ZM58 120H60L58 118ZM91 120V119H90ZM100 120V119H99ZM103 120V119H102ZM111 120V119H110ZM127 120V119H126ZM258 120V118H257ZM263 120V119H261ZM82 121V120H81ZM120 121V120H119ZM264 121V120H263ZM4 122V121H3ZM11 122V123H12ZM57 122V121H56ZM59 122V121H58ZM62 122V121H60ZM63 122H66L65 120ZM95 122V121H94ZM106 122V121H105ZM118 122V121H117ZM129 122V121H128ZM70 123V122H69ZM89 123V122H88ZM99 123V122H98ZM55 124V123H54ZM57 124V123H56ZM61 124V123H60ZM63 124V123H62ZM65 124V123H64ZM76 124V123H75ZM79 124V123H78ZM83 124V123H82ZM102 124V122H101ZM100 124V125H101ZM104 124V123H103ZM129 124V123H128ZM133 124V123H132ZM3 125V124H2ZM68 125V124H67ZM72 125V124H71ZM74 125V124H73ZM86 125V124H85ZM170 125V124H169ZM173 125V124H172ZM175 125V124H174ZM177 125V124H176ZM33 128H32V127ZM35 126L36 132L33 131ZM58 127V125H56ZM61 127V125H59ZM117 126V125H116ZM179 126V125H178ZM183 126V125H182ZM38 127V128H37ZM72 127V126H71ZM87 127V126H86ZM102 127V126H101ZM113 127V126H112ZM115 127V126H114ZM131 127V126H130ZM181 127V126H180ZM184 127V126H183ZM59 128V127H58ZM58 128H55L56 130ZM70 128V127H69ZM89 128V127H88ZM109 128V126H108ZM111 128V127H110ZM123 128V127H121ZM129 128V127H128ZM62 129V128H59ZM64 129V128H63ZM91 129V128H90ZM106 129V128H105ZM152 129V128H151ZM179 129V128H178ZM81 130V129H80ZM83 130V129H82ZM91 129L90 131H92ZM110 130V129H109ZM118 130V129H117ZM127 130V129H126ZM183 130V128H182ZM55 131V130H54ZM65 131V130H64ZM73 131V129H72ZM96 131V130H95ZM124 131V130H123ZM146 131V130H145ZM144 131V132H145ZM148 131V130H147ZM151 131V130H149ZM181 131V130H180ZM17 132V137H15ZM35 132V133H34ZM51 132V131H49ZM48 132V133H49ZM61 132V131H60ZM59 132V133H60ZM88 132V131H85ZM93 132V131H92ZM107 132V130H106ZM119 132V131H118ZM129 132V131H128ZM131 132V131H130ZM133 132V131H132ZM174 132V131H171ZM57 133L58 132H53ZM64 133V132H63ZM81 133V132H80ZM92 134L91 132H89ZM50 134V133H49ZM62 134V133H61ZM60 134V135H61ZM84 134V133H83ZM88 134V133H87ZM116 134V133H115ZM59 135V134H58ZM98 135V134H97ZM102 135V134H101ZM123 135V134H122ZM153 135V134H152ZM89 136V135H88ZM93 136V135H92ZM116 136V135H115ZM126 136V135H125ZM132 136V135H131ZM143 136V135H142ZM56 137V136H55ZM57 137V138H58ZM87 137V136H86ZM109 137V136H108ZM114 137V136H113ZM121 137V136H120ZM133 137V136H132ZM137 137V136H136ZM140 137V136H139ZM64 138V137H63ZM62 138V139H63ZM78 138V137H77ZM85 138V137H84ZM88 138V137H87ZM96 138V136H95ZM86 139V138H85ZM91 139V138H88ZM87 139V140H88ZM93 139V138H92ZM129 139V138H127ZM147 139V138H145ZM155 139V138H154ZM80 140V139H79ZM96 140V139H95ZM141 140V138L139 139ZM151 140V139H150ZM82 141V140H81ZM80 141V142H81ZM92 141V140H91ZM101 141V140H100ZM109 141V140H108ZM149 141V140H148ZM153 141V140H152ZM107 142V141H106ZM134 142V141H133ZM146 142V141H145ZM78 143V142H77ZM94 143V141H93ZM97 143V142H96ZM95 143V144H96ZM111 143V142H110ZM149 143V142H148ZM67 144V143H66ZM86 144V143H85ZM113 144V143H112ZM111 144V145H112ZM153 144V143H152ZM155 144V143H154ZM260 144V143H259ZM81 145V143H80ZM79 145V146H80ZM89 145V144H88ZM91 145V144H90ZM141 145V144H140ZM143 145V144H142ZM141 145V146H142ZM156 145V144H155ZM73 146V145H72ZM121 146V145H120ZM126 146V145H125ZM154 146V145H153ZM158 146V145H157ZM254 146V145H253ZM260 146V145H259ZM262 146V145H261ZM69 147V146H68ZM76 147V146H75ZM92 147V146H91ZM93 147H95L93 145ZM92 147V149H93ZM149 147V146H147ZM152 147V146H151ZM263 147V146H262ZM74 148V147H73ZM87 148V147H86ZM100 148V147H98ZM128 148V147H127ZM131 148V147H130ZM140 148V147H139ZM77 149V147H76ZM81 149V147L79 148ZM83 149V147H82ZM81 149V150H82ZM88 149V148H87ZM90 149V146H89ZM91 149V150H92ZM95 149V148H94ZM93 149V150H94ZM145 149V148H144ZM152 149V148H151ZM259 149V148H258ZM55 150H57V154H55ZM85 150V149H84ZM125 150V148H124ZM131 150V149H130ZM98 150H96L97 152ZM140 151V150H139ZM138 151V152H139ZM143 151V150H142ZM59 152V153H58ZM88 152V151H87ZM90 152V151H89ZM94 152V151H93ZM119 152V151H118ZM131 152V151H129ZM136 152V151H135ZM149 152V151H148ZM105 153V152H104ZM109 152H107L108 154ZM112 153V152H111ZM82 154V156H81ZM87 155V153L85 152ZM84 154V155H85ZM91 154V153H90ZM89 155V157H91ZM93 154V153H92ZM119 154V153H118ZM132 154V153H131ZM134 154V153H133ZM151 154V153H149ZM84 156L83 158L87 157ZM94 155V154H93ZM103 155V154H102ZM64 156L63 158H61ZM99 155H95V157H98ZM104 156V155H103ZM109 155H107L108 157ZM116 156V155H115ZM149 156V155H148ZM1 157V156H0ZM105 157V156H104ZM101 156V158H104ZM113 157V156H112ZM143 157V156H141ZM154 157V156H153ZM152 157V159H153ZM28 158V159H27ZM130 158V157H129ZM151 158V157H150ZM87 159V158H86ZM106 159V158H104ZM108 159V158H107ZM106 161L108 162V160ZM127 159V157H126ZM139 159V158H138ZM64 160H68L64 162ZM95 160V159H94ZM140 160V159H139ZM144 160V159H143ZM112 161V160H111ZM123 161V160H122ZM134 161V160H133ZM149 161V160H147ZM3 162H1L3 164ZM25 162V163H26ZM103 162V161H102ZM105 162V161H104ZM124 162V161H123ZM127 162V161H126ZM142 162V161H141ZM188 162V161H187ZM98 163V162H97ZM106 163V162H105ZM147 163V162H146ZM173 163V162H172ZM189 163V162H188ZM187 163V164H188ZM1 164V166H2ZM92 164V163H91ZM107 164V163H106ZM109 164V163H108ZM125 164V163H124ZM168 164V163H165ZM8 165V166H7ZM127 165V164H126ZM138 165V164H137ZM143 165V163H142ZM141 165V166H142ZM27 166V165H25ZM96 166V165H95ZM105 166V164H104ZM158 166V165H157ZM164 166V165H163ZM15 167V169H16ZM29 167V166H27ZM89 167V166H88ZM161 167V166H160ZM166 167V166H165ZM137 168V167H136ZM169 168V166H168ZM172 168V166H171ZM12 169V168H11ZM24 169V168H23ZM86 169H89L91 173H88ZM140 169V168H139ZM142 169V168H141ZM162 169V168H161ZM174 169V168H173ZM22 171V169H20ZM29 170V169H28ZM135 170V169H134ZM137 170V169H136ZM160 170V169H159ZM168 170V169H167ZM13 171V170H11ZM27 171V169H26ZM141 171V170H140ZM152 171V170H151ZM157 171V170H156ZM161 171V170H160ZM173 171V170H172ZM16 172V171H15ZM19 172V170H18ZM124 172V171H123ZM122 172V173H123ZM128 173V172H127ZM136 173V172H135ZM143 173V172H142ZM162 173V172H161ZM13 174V173H12ZM19 174V173H18ZM147 174V173H146ZM172 174V173H171ZM14 175V174H13ZM126 175V174H125ZM151 175V174H150ZM149 175V176H150ZM168 175V174H167ZM178 175V174H177ZM6 176V175H5ZM15 176V175H14ZM176 176V175H174ZM20 177V175H19ZM97 177V175H96ZM100 177V176H99ZM102 177V176H101ZM104 177V176H103ZM134 177V176H133ZM146 177V176H144ZM157 177V176H156ZM159 177V176H158ZM167 178V176H165ZM169 177V176H168ZM26 178V179H25ZM132 178V177H131ZM130 178V179H131ZM18 179V180H16ZM96 179V178H95ZM144 179V178H143ZM178 179V178H177ZM7 180V179H6ZM47 181H50L53 185V187L50 189L45 184ZM104 180V179H103ZM153 180V179H152ZM162 180V179H160ZM134 181V178H133ZM137 181V180H136ZM189 181V180H188ZM146 182V180H145ZM122 183V182H121ZM133 183V182H132ZM132 183L130 185H132ZM99 184V183H98ZM134 184V183H133ZM152 184V183H151ZM43 185L45 187H43ZM138 185V184H137ZM135 185L136 187H138ZM153 185V184H152ZM156 185V184H154ZM159 185V184H158ZM161 185V184H160ZM99 186H102L101 184ZM144 186V185H143ZM232 186V185H230ZM26 187L25 190L28 188ZM42 187V188H41ZM121 187V186H120ZM129 187V186H128ZM243 187V186H242ZM80 188V187H79ZM110 188V187H109ZM131 188V186H130ZM129 188V189H130ZM134 188V186H132ZM144 188V187H143ZM157 188V187H156ZM159 188V186H158ZM161 188V187H160ZM163 188V187H162ZM23 189V190H24ZM34 189V190H35ZM60 189V191H59ZM82 188H80L81 190ZM104 189V188H103ZM121 189V188H120ZM140 189V187H139ZM155 189V188H154ZM79 190V189H78ZM80 190L78 192H80ZM102 190V189H101ZM108 190V189H107ZM133 190V189H131ZM130 190V191H131ZM136 190V189H135ZM237 190V189H236ZM28 191V192H29ZM124 191V190H123ZM137 191V190H136ZM141 191V189H140ZM235 191V190H233ZM27 192V191H26ZM38 192V191H37ZM122 192V191H121ZM134 192V191H133ZM154 192V191H153ZM43 193V192H42ZM45 193V194H46ZM81 193V192H80ZM82 193V194H83ZM106 193V192H105ZM119 193V192H118ZM136 193V192H134ZM237 193V192H236ZM233 193V194H236ZM21 194V193H20ZM36 194V193H35ZM81 194V195H82ZM107 194V193H106ZM120 194V193H119ZM131 193H129L130 195ZM154 194V193H153ZM24 195V194H23ZM25 195H27L25 193ZM60 195V194H59ZM80 195V194H79ZM80 195V198H81ZM105 195V194H104ZM126 195V194H125ZM124 195V196H125ZM136 195V194H135ZM36 196V195H35ZM48 196V195H47ZM46 196V198H47ZM48 196V197H49ZM103 196V195H101ZM100 196V197H101ZM121 196V195H120ZM235 196V195H233ZM257 196V195H256ZM57 197V196H56ZM119 197V196H118ZM131 197V196H130ZM129 197V198H130ZM195 197V196H194ZM230 197V196H229ZM64 198V197H63ZM102 198V197H101ZM101 198H99L101 200ZM128 198V199H129ZM138 198V197H137ZM223 198V197H222ZM239 198V197H238ZM262 198V197H260ZM45 199V198H44ZM53 199V198H52ZM50 198V201L52 200ZM83 199V197H82ZM85 200L88 199L87 197L84 198ZM132 199V198H131ZM247 199V198H246ZM246 199H237V202H230L228 204H225V208L230 210L233 213V219L230 222H222L223 218L221 219L222 221L219 220L218 216L212 212L206 213L205 212V207L204 209L202 208H197L196 210L193 211H188L186 212L190 215L192 219L193 226L195 227V231L201 236V238L206 242V245L210 251V256L212 259L214 258L217 260L220 264H264V211L259 210V208L254 209L252 206H256L258 204L257 202L254 203L253 201H248ZM256 199V198H255ZM259 199V197H258ZM39 200V199H38ZM81 200V199H80ZM79 200V201H80ZM83 200V201H85ZM98 200V199H97ZM100 200L99 203H100ZM124 200V198H123ZM137 200V199H136ZM223 200V199H222ZM262 200V199H261ZM49 201V200H48ZM88 201V202H89ZM90 201V202H91ZM102 201V200H101ZM130 201V200H129ZM174 201V200H173ZM176 201V199H175ZM219 201V200H218ZM258 201V200H255ZM23 202V201H22ZM30 202V201H29ZM43 202V201H42ZM94 202V201H92ZM91 202V203H92ZM97 202V201H96ZM217 202V201H216ZM221 202V201H220ZM225 202V201H224ZM48 203V202H47ZM52 203V202H50ZM50 203H48L50 205ZM66 203V204H64ZM95 203V202H94ZM92 203V204H94ZM122 203V202H121ZM166 203V202H165ZM215 203V202H214ZM260 203V201H259ZM25 204V202H24ZM56 204V205H55ZM85 204V203H83ZM82 204V205H83ZM176 204V203H175ZM175 204H172L175 206ZM178 204V203H177ZM21 205V204H20ZM81 205V206H82ZM91 205V204H90ZM98 205V203L96 204ZM95 205V206H96ZM102 205V203H101ZM112 204L107 203L106 206H104L106 211L104 214H97L93 210V208L97 207H91L87 208L86 205L83 209H86L85 213H88V216H95L96 218L91 219V220H98V228H99V234L94 235V232L86 233L84 235V240L91 241V240H97L98 241H105L107 240L110 244L111 249L113 248L117 252H122L126 250L127 248V242L126 240L131 242H134L135 244H141L144 243L143 240L145 241V232L141 231H136V228L134 227H128V224L124 222V220L116 217L113 212L111 211L112 209ZM129 205V204H128ZM217 205V204H216ZM43 206V205H42ZM47 206V205H46ZM178 206V205H176ZM175 206V207H176ZM181 206V204H180ZM200 206V205H197ZM48 207V206H47ZM66 207V208H65ZM99 207V206H98ZM164 207V206H163ZM170 207V206H169ZM179 207V206H178ZM191 207V205L189 206ZM196 207V206H195ZM208 207V206H207ZM222 207V206H221ZM257 207V206H256ZM36 208V207H35ZM44 208V207H43ZM82 208V207H81ZM101 208V207H100ZM126 208V205H125ZM173 208V207H172ZM177 208V207H176ZM180 208V207H179ZM183 208V207H182ZM186 208V207H185ZM212 208V207H210ZM219 208V207H218ZM262 208V207H261ZM34 209V208H33ZM38 209V208H37ZM50 209V208H49ZM82 209V211H83ZM93 209V210H92ZM124 209V208H123ZM169 209V208H168ZM175 209V208H174ZM178 209V208H177ZM188 209V208H187ZM209 209V207L207 208ZM224 209V208H223ZM264 209V208H262ZM52 210V209H51ZM99 210V209H98ZM126 210V209H125ZM173 210V209H172ZM180 210H182L180 208ZM179 210V211H180ZM221 210V209H220ZM54 211H52L54 213ZM81 211V212H82ZM97 211V210H95ZM101 211V210H99ZM183 211V210H182ZM181 211V212H182ZM211 211V210H210ZM57 213V212H56ZM64 213V211H63ZM100 213V212H99ZM219 212H217L218 214ZM226 213V212H225ZM82 214V213H80ZM79 214V215H80ZM180 214V212H179ZM68 215V214H67ZM219 215V214H218ZM220 215H222L220 213ZM35 216V215H34ZM47 216V215H46ZM81 216V215H80ZM85 216V214H84ZM82 215V217H84ZM87 216V215H86ZM85 216V217H86ZM51 217V216H50ZM122 217V216H121ZM222 217H224L222 215ZM48 218V217H47ZM63 218V217H62ZM124 218V217H123ZM184 218V217H183ZM221 218V217H220ZM81 219V218H80ZM135 219V218H134ZM133 219V220H134ZM174 219V218H173ZM190 219V220H191ZM56 220V219H55ZM53 221V224L48 226L49 228L51 227H56L60 225V221L57 222ZM179 220V219H178ZM172 221V220H171ZM170 221V222H171ZM42 222V221H41ZM133 222V221H132ZM141 222V221H140ZM36 223V222H35ZM63 223V222H62ZM68 223V224H70ZM106 224L105 226L107 229L102 228V224ZM172 223V222H171ZM34 224V223H33ZM44 224V223H43ZM93 224V223H92ZM97 224V223H96ZM100 224V225H99ZM15 225L19 229L18 231L21 230L20 233L15 234ZM36 225H40L39 223ZM49 225V224H48ZM79 225V224H78ZM82 225V224H81ZM95 225V223L93 224ZM36 226V227H37ZM80 226V225H79ZM77 226V227H79ZM92 227V225H89ZM88 226V227H89ZM130 226V225H129ZM63 227V226H61ZM67 227V226H66ZM96 227V226H95ZM105 227V228H106ZM140 227V226H139ZM143 227V226H142ZM33 228V227H32ZM42 228V227H41ZM60 228V227H59ZM64 228V227H63ZM83 228V227H82ZM94 228V227H92ZM133 228L135 230H133ZM26 229V228H25ZM48 229V228H46ZM89 229V230H90ZM96 229V228H95ZM94 229V230H95ZM141 228H139L140 230ZM23 230V231H22ZM87 230V229H86ZM84 230V231H86ZM97 230V229H96ZM142 230V229H141ZM170 230V229H169ZM53 231V230H52ZM63 231V230H62ZM144 231V229L142 230ZM148 231V230H147ZM54 232V231H53ZM73 232V231H72ZM83 233V231L81 230ZM87 232V231H86ZM89 232V231H88ZM160 232V231H158ZM147 233V232H146ZM172 233V232H170ZM17 234H20V236H17ZM23 234V235H22ZM53 234V233H52ZM174 234V233H173ZM22 235V236H21ZM38 236L40 240L37 242V237L33 236ZM63 235V234H62ZM147 236V234H146ZM151 236V235H150ZM15 237V240H16ZM33 237V238H32ZM164 237V236H162ZM172 237V236H171ZM170 237V239H171ZM66 238V237H65ZM165 238V237H164ZM163 238V239H164ZM167 238V237H166ZM126 239V240H125ZM177 239V238H175ZM14 240V238H13ZM14 240V241H15ZM65 240V239H64ZM162 240V239H161ZM174 240V239H173ZM50 241V240H49ZM59 241V240H58ZM92 241V242H94ZM147 241V240H146ZM175 241V240H174ZM51 242V241H50ZM86 242V241H85ZM150 242V241H149ZM156 242V241H155ZM167 242V241H166ZM2 242H0L1 244ZM48 243V244H47ZM77 243V242H76ZM107 243V242H106ZM131 243V244H134ZM168 243V242H167ZM173 243V242H172ZM12 244V243H11ZM16 244V243H15ZM58 244V243H57ZM91 244V243H90ZM132 245L134 248L138 245ZM17 245V244H16ZM53 245V244H51ZM80 245V243H79ZM130 245V244H129ZM128 245V246H129ZM166 245V244H165ZM6 246V245H5ZM58 246V245H57ZM84 246V245H83ZM101 246V245H100ZM27 247V248H28ZM96 247V245H95ZM131 247V246H130ZM141 248V246H138ZM145 247V246H144ZM143 247V248H144ZM4 249V247H2ZM2 248L0 250L2 251ZM13 248V247H12ZM10 248V249H12ZM24 248V247H23ZM26 248V247H25ZM50 248V245H49ZM79 248V247H78ZM99 248V246H98ZM141 248V250L143 249ZM150 248V246H148ZM18 249V248H17ZM21 249V248H20ZM40 249V248H39ZM41 249V250H42ZM53 249V248H52ZM108 249V248H107ZM130 249V248H129ZM133 249V248H132ZM145 249V248H144ZM147 249V247H146ZM145 249V250H146ZM151 249V248H150ZM161 249V248H160ZM5 250H8L5 248ZM25 250V249H24ZM23 250V251H24ZM55 250V248H54ZM134 250V249H133ZM132 250V251H133ZM138 250V248H137ZM149 250V249H148ZM147 250V251H148ZM16 252V248L14 246V250ZM21 251V250H19ZM22 251V252H23ZM31 251V249H30ZM47 251V250H46ZM49 251V250H48ZM113 251V250H112ZM128 251V250H127ZM130 251V250H129ZM144 251V250H143ZM151 251V250H149ZM154 251V250H153ZM153 251L151 253H153ZM158 251V250H157ZM6 252V251H5ZM12 252V251H11ZM18 252V251H17ZM21 252V253H22ZM29 252V250H28ZM27 252V253H28ZM32 252V251H31ZM37 252V251H36ZM35 252V253H36ZM96 252V251H95ZM135 252H137L135 250ZM142 252V251H140ZM139 252V255L141 254ZM145 252V251H144ZM21 253H4L6 256H8V263L10 264H25L23 262V259L21 258ZM26 253V252H25ZM34 253V252H33ZM54 251L52 252L50 250L49 254L47 255L50 257H55L53 254ZM133 253V252H130ZM143 253V252H142ZM162 253V251L160 252ZM3 254V252H2ZM24 254V253H22ZM56 254V253H55ZM76 254V253H75ZM119 254V253H117ZM123 252L121 253L122 257ZM128 255V253H125V255ZM136 254V253H135ZM138 254V253H137ZM144 254V253H143ZM148 254V253H147ZM150 254V252H149ZM148 254V255H149ZM20 255V256H19ZM25 255V254H24ZM27 255V254H26ZM25 255V256H26ZM37 254H35L34 257H36ZM41 255V252L38 254ZM43 255V254H42ZM59 255V254H58ZM98 255V254H97ZM104 255V254H103ZM116 255V253L114 254ZM146 255V254H145ZM162 255V254H161ZM194 255V254H193ZM192 255V256H193ZM29 256V254L27 255ZM26 256V257H27ZM33 256V255H32ZM70 256V255H69ZM131 256V255H130ZM133 256V255H132ZM142 256V255H141ZM79 257V256H78ZM103 257V256H102ZM129 257V256H128ZM140 257V256H139ZM24 258V256H23ZM30 257H27V259ZM38 258V257H37ZM36 258V259H37ZM123 258V257H122ZM144 258V257H143ZM146 258V257H145ZM25 259V258H24ZM49 259V258H48ZM49 259V260H50ZM55 259V258H54ZM117 259V258H116ZM121 259V258H120ZM130 259V258H129ZM127 259V260H129ZM132 259V257H131ZM135 258L133 257V260ZM32 261V259H30ZM29 260V261H30ZM39 260V259H38ZM42 260V259H41ZM43 260L47 263L48 260L46 256L43 257ZM119 260V259H118ZM124 260L125 256H124ZM126 260V261H127ZM139 260V259H138ZM141 260V259H140ZM139 260V261H140ZM158 260V259H157ZM56 261V260H55ZM123 261V259H121ZM137 261V260H136ZM27 263V261H25ZM33 262V261H32ZM38 262V261H37ZM41 262V261H40ZM43 262V261H42ZM45 262L40 263V264H45ZM58 262V261H57ZM104 262V261H103ZM107 262V261H106ZM131 262V261H130ZM31 263V262H30ZM49 263V262H48ZM52 263V262H51ZM50 263V264H51ZM54 263V261H53ZM138 264V262H136ZM141 262H139L140 264ZM143 263V262H142ZM162 263V262H161ZM29 264V263H28ZM32 264H39V263H32ZM64 264V263H63ZM71 264V263H70ZM100 264V263H99ZM106 264V263H104ZM113 264V263H112ZM122 264V263H121ZM128 264V263H127ZM168 264V263H167Z\"/></svg>",
    "mask_w": 264,
    "mask_h": 264
}]
</instances>
